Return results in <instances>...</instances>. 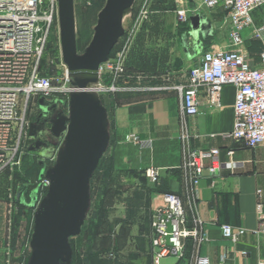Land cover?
<instances>
[{
    "label": "rangeland",
    "instance_id": "rangeland-1",
    "mask_svg": "<svg viewBox=\"0 0 264 264\" xmlns=\"http://www.w3.org/2000/svg\"><path fill=\"white\" fill-rule=\"evenodd\" d=\"M150 1L137 0L133 14L125 18V34L108 60L114 62L113 71L106 68V62L103 64L105 69L101 77L87 81L85 93L90 99L89 105L78 103V97L82 94L72 96L75 88L72 87L70 78L68 86L73 90L65 95L50 99L32 95L28 100L21 101L19 117L24 120L21 161L0 173V264H28L36 215L42 201L55 192L54 189L43 186V181L48 180L47 176L56 180L60 192L68 193V178L75 176V163H91L94 160H97V168L89 184L91 209L84 219L82 233L72 240V264H85L88 249L86 230L92 225L103 223L104 252L101 254L102 259H95L93 264H146L147 256L152 254V220L156 209L152 208L151 194L156 192L158 185L149 181L146 171L144 174H134L131 171L117 170L112 165L117 159L116 153L111 154L113 146L117 144L113 133L116 108L114 102L122 97L141 99L148 95L171 94L174 91L162 88H170L175 83L183 82L191 65H185L180 41L172 33L177 30L174 31L169 22L175 15L170 14V10L157 12L158 8H154ZM106 2L107 0H74L78 55H83L91 43L99 13ZM157 19L166 21L169 25L161 27L155 21ZM254 19L257 27L264 25V9L255 12ZM152 22L153 27L150 25V28H154L155 32L168 40L160 47L163 53L156 60L161 71L149 75L132 74L125 67V72H119L117 56H123L136 34ZM244 47L253 62L258 64L264 50L263 40L259 38L255 42H248ZM170 48L174 50L173 53ZM149 61L150 59H146V63H150ZM40 69L50 77L68 74L63 59L59 13L50 30ZM138 81L141 83L135 85ZM150 81L153 83L149 84ZM92 109L95 111H90ZM61 117L67 119V130L58 137L53 129ZM129 137L130 135L123 140L122 146H136ZM95 146H106V149L101 154L99 151L93 153L92 147ZM134 178H139L140 183L137 184ZM46 215L49 221L53 220L52 212ZM119 225L125 228L122 240L125 246H121L122 250L115 245L118 241L116 234L106 235L109 226L116 229ZM133 255L137 256L136 259L131 258ZM175 259L166 258L163 263Z\"/></svg>",
    "mask_w": 264,
    "mask_h": 264
},
{
    "label": "crops",
    "instance_id": "crops-1",
    "mask_svg": "<svg viewBox=\"0 0 264 264\" xmlns=\"http://www.w3.org/2000/svg\"><path fill=\"white\" fill-rule=\"evenodd\" d=\"M150 2L154 8H158L157 12L170 10L169 13L175 15L169 23L173 25L174 31L177 30L172 33L176 34L180 41L186 66H197L206 50L237 49L231 44L230 28L225 23L226 13L223 9L208 10L203 7L204 0ZM134 5L129 15L133 14ZM178 10L186 11L185 21L179 18ZM155 21L161 27L169 25L163 20ZM150 25L153 27V22L137 33L123 52L126 69L132 74L149 75L161 71L156 60L163 53L160 47L168 40L155 32L154 28H150ZM244 40L246 44L257 39L251 37V30H246ZM173 51L171 50L172 53ZM146 59H150L151 64L146 63ZM188 74L184 76V81L188 79ZM138 82H135V85L141 83ZM236 91L234 86H225L220 109H210L203 105L200 114L189 121L191 148H218L221 151L219 172L211 175L205 171L194 190L180 169L183 152L177 93L148 95L141 99L122 97L114 102L116 108L113 133L117 144L113 146L111 154L116 153L117 159L112 165L117 170L131 171L134 174H144L149 168L159 169L160 183L156 192L151 194L152 208L156 209L162 204L161 196L164 193L173 192L184 201L188 228L194 229L198 221L202 222L205 241L200 243L194 238H188L185 242L184 257L180 260H169L164 264H195L199 256L208 258L212 264H218L226 250L229 251L230 264H258L264 260V232L254 233L260 223L257 207L259 204L264 206V145L249 149L243 143L226 137L235 122ZM131 134L139 136L146 147L122 146L123 140ZM209 164L207 161L206 165ZM134 181L140 183L139 178H134ZM224 224L235 229H244L246 234L240 237L237 243H233L222 235L221 226ZM124 230L120 225L116 229L111 226L106 229V235L116 234L118 241L115 245L120 250L121 246H125L122 241ZM86 232L88 249L84 261L85 264H93L95 259H102L101 254L104 252V223L92 225ZM80 234L71 238L70 264L73 260L72 240ZM136 257L131 256L132 259ZM145 263L152 264L150 253Z\"/></svg>",
    "mask_w": 264,
    "mask_h": 264
},
{
    "label": "built area",
    "instance_id": "built-area-1",
    "mask_svg": "<svg viewBox=\"0 0 264 264\" xmlns=\"http://www.w3.org/2000/svg\"><path fill=\"white\" fill-rule=\"evenodd\" d=\"M59 0H0V173L20 164L21 143L24 120L19 117L21 101L32 95H42L48 99L71 92L69 76L50 77L41 72L40 64L55 17L58 15ZM208 10L221 8L226 13L225 23L230 28V41L237 49L206 50L200 63L189 70L188 79L173 84L180 101L181 141L183 161L180 169L192 190L196 189L205 171L214 175L220 169L221 151L190 147L191 133L189 121L200 114L203 105L210 109H220L225 86L236 88L234 103L235 122L226 137L254 149L264 145V50L259 64H255L245 50L244 32L251 30V37L263 39L264 25L257 27L254 13L264 9V0H204ZM181 20H186V11L178 10ZM114 62H107L106 68L114 69ZM117 70L125 72V60L117 56ZM100 67L99 77L104 71ZM104 90V89H103ZM153 90V89H151ZM129 139L140 148L144 142L136 134ZM209 161L210 164L206 165ZM149 181L160 183V170H146ZM49 180L43 181L49 187ZM162 204L155 210L152 220V264H164L166 258L182 259L185 242L194 238L200 243L202 222L189 229L184 201L178 194L164 193ZM259 227L254 233L264 232V206L257 207ZM172 232H168V225ZM225 239L237 243L244 229L230 225L221 226ZM171 236V246L166 238ZM195 264H212L206 257L199 256ZM218 264H230L229 251L222 254ZM258 264H264V260Z\"/></svg>",
    "mask_w": 264,
    "mask_h": 264
},
{
    "label": "water",
    "instance_id": "water-1",
    "mask_svg": "<svg viewBox=\"0 0 264 264\" xmlns=\"http://www.w3.org/2000/svg\"><path fill=\"white\" fill-rule=\"evenodd\" d=\"M135 1L107 0L99 13L91 43L83 55H78L74 0H59L63 59L68 76L72 80L71 85L75 88L72 96L82 94L78 97L79 104L89 105L90 99L85 93L88 88L87 81L99 79L100 67L108 62L114 47L125 34L124 19L131 13ZM44 105L47 106L46 102ZM66 122L67 119L61 117L55 123L53 131L56 136L61 137L66 132ZM92 149L93 153L99 151L101 154L106 146H95ZM75 164L76 166H73L75 176L68 178L70 185L68 193L60 192L56 180L50 178V175L47 176L49 188L55 192L50 193L42 201L36 215L35 233L30 243L32 253L28 264H70L72 257L70 238L81 233L84 219L89 212L91 205L89 184L97 168V160L91 163L80 161ZM51 212L53 220L49 221L46 214L50 215ZM168 232H172L171 224L168 225ZM170 238V235L166 238L169 246Z\"/></svg>",
    "mask_w": 264,
    "mask_h": 264
},
{
    "label": "trees",
    "instance_id": "trees-1",
    "mask_svg": "<svg viewBox=\"0 0 264 264\" xmlns=\"http://www.w3.org/2000/svg\"><path fill=\"white\" fill-rule=\"evenodd\" d=\"M256 40H253L252 42H255Z\"/></svg>",
    "mask_w": 264,
    "mask_h": 264
}]
</instances>
